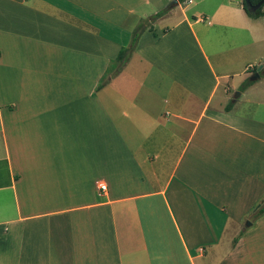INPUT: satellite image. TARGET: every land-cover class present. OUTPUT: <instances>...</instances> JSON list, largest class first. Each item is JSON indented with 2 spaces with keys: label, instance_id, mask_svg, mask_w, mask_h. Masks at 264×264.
Wrapping results in <instances>:
<instances>
[{
  "label": "crops",
  "instance_id": "crops-1",
  "mask_svg": "<svg viewBox=\"0 0 264 264\" xmlns=\"http://www.w3.org/2000/svg\"><path fill=\"white\" fill-rule=\"evenodd\" d=\"M174 1L0 0V264H264V11Z\"/></svg>",
  "mask_w": 264,
  "mask_h": 264
},
{
  "label": "trees",
  "instance_id": "trees-1",
  "mask_svg": "<svg viewBox=\"0 0 264 264\" xmlns=\"http://www.w3.org/2000/svg\"><path fill=\"white\" fill-rule=\"evenodd\" d=\"M178 1L181 2L183 0H178ZM250 1H251L252 4H255V3L259 2L260 0H250ZM263 5H264V3L258 9H256L255 11H249L246 8V6H245L244 0H242V7H243L244 11L249 16H252V17H258V16L263 14V11H262V6ZM161 13H162V11L151 15L147 20H145V22H141L135 27V29L132 32L131 40H130L129 45L126 46V47L120 48V50H119V52H118V54H117V56L115 58L113 75L115 73H117L118 71H120L121 68L124 66V64L128 61L129 56L131 54V51L135 47L137 39H138L139 35L141 34V32L144 30V28L148 26L150 21L156 19ZM102 78H104V75H103ZM102 78H101V81L97 84L96 88H99L103 84ZM250 83H251L250 80L245 81L243 83V85L241 86V89H243L245 86H247ZM263 212H264V203L257 209V212L254 214V217L260 216Z\"/></svg>",
  "mask_w": 264,
  "mask_h": 264
},
{
  "label": "rangeland",
  "instance_id": "rangeland-1",
  "mask_svg": "<svg viewBox=\"0 0 264 264\" xmlns=\"http://www.w3.org/2000/svg\"><path fill=\"white\" fill-rule=\"evenodd\" d=\"M186 4H187V2L186 3H182L180 5L181 6H185ZM187 5L190 6L189 8H191V9H194V8L200 9V8L205 7V5L208 6L209 5V2H207L206 0H193L192 3H188ZM262 10L264 11V5L262 6ZM202 25H203V27H206V28H208V27L211 26V25H207V24H202ZM220 27H221V29H224L225 26L222 25ZM251 53L252 54L255 53V50L251 49ZM258 66H259V63L257 64V61H255L253 67H251V71L252 72L250 74H248V76L246 77V81L250 79V77L255 72V70L257 69ZM263 69L264 68H262V69L259 70L260 71V73H259V78L260 79L259 78L257 79L258 80L257 83H258L259 87H264V73H263L264 70ZM232 79H237V77L234 76ZM235 92H237V91H235ZM247 221H249V220H246L245 223Z\"/></svg>",
  "mask_w": 264,
  "mask_h": 264
},
{
  "label": "water",
  "instance_id": "water-1",
  "mask_svg": "<svg viewBox=\"0 0 264 264\" xmlns=\"http://www.w3.org/2000/svg\"><path fill=\"white\" fill-rule=\"evenodd\" d=\"M178 3L177 0L174 1V5H176ZM245 6L249 11H255L256 9H258L263 3L264 0H260L259 2L252 4L250 0H244ZM263 64H259V66L257 67V69L255 70V72L253 73V75L250 77L251 80H255L257 78H259V70L262 69ZM264 70V69H263ZM239 94V91L236 92V95ZM251 222L247 221L246 225H250Z\"/></svg>",
  "mask_w": 264,
  "mask_h": 264
},
{
  "label": "built area",
  "instance_id": "built-area-1",
  "mask_svg": "<svg viewBox=\"0 0 264 264\" xmlns=\"http://www.w3.org/2000/svg\"><path fill=\"white\" fill-rule=\"evenodd\" d=\"M99 188H100L101 190H105V189H106V184H105V183H101V184L99 185Z\"/></svg>",
  "mask_w": 264,
  "mask_h": 264
}]
</instances>
